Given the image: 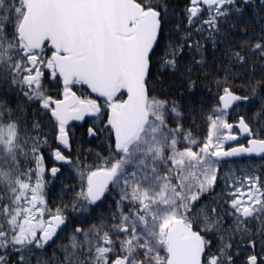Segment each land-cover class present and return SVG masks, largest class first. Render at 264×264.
I'll list each match as a JSON object with an SVG mask.
<instances>
[{
  "label": "snow or ice",
  "instance_id": "snow-or-ice-1",
  "mask_svg": "<svg viewBox=\"0 0 264 264\" xmlns=\"http://www.w3.org/2000/svg\"><path fill=\"white\" fill-rule=\"evenodd\" d=\"M249 2L184 0L172 40L169 0H0V264H264ZM175 78L193 94L210 78L214 100L176 99ZM75 122L103 151L73 154ZM234 158L262 163L222 169ZM49 178L73 181L67 202Z\"/></svg>",
  "mask_w": 264,
  "mask_h": 264
},
{
  "label": "trees",
  "instance_id": "trees-1",
  "mask_svg": "<svg viewBox=\"0 0 264 264\" xmlns=\"http://www.w3.org/2000/svg\"><path fill=\"white\" fill-rule=\"evenodd\" d=\"M184 0H169V3L172 5H175L177 7V14L175 16H172L171 24L168 27V35L171 37L172 40L177 39V33L175 29L176 24L182 23V20L180 18L179 9L183 6ZM242 7L244 8V13L242 15L241 22L243 27H247L248 30L251 31H258L260 24H261V16H264V7L261 5V0H250L247 4H242ZM195 39L201 40V43L205 44V48L207 49V55L209 60H213L214 55H219V53H215L211 48L210 42H205L202 37L196 36ZM218 63L210 66L208 69L204 71H213L216 67H218ZM204 72L197 73V76L203 78ZM197 77L194 76L193 79H196ZM248 81L251 83H254L255 81L264 79L262 78L258 73L257 74H251L247 77ZM237 85L240 86H246L243 81L237 80L235 81ZM172 91L175 95V98L181 101L187 100L189 97L192 98V100L198 101L201 97L207 98L209 100V103H211L215 98V92H209L208 88L211 87V79H202V82L199 85V88L193 92L191 90H186L183 83L180 81L179 78H175L174 82H169ZM167 87V86H166ZM197 109L199 105H196ZM261 107V101L259 97H256L253 99L251 106H246L245 111L241 112V114L246 116H255L257 113H259ZM235 118V116H233ZM185 124L190 123V120H185ZM196 123L200 126V129L203 130L204 122L203 120H198ZM75 135L77 139V143L73 145V154L76 155L77 153L83 152L85 154L88 153L89 150L92 151H103V149L98 147V143L96 141H93L91 138H89L86 135V128L83 126L81 128L75 127ZM249 163H255L259 165L262 163L259 161H249V160H242V161H234L229 163H223L221 165L222 169L227 171L228 169H232L237 172V174H241L239 172L240 168L247 167ZM49 167L52 166L51 163L48 164ZM65 175H67V172H65ZM73 183V181L70 180H64L63 182L60 180L52 181L49 178V187L51 189V199L54 203H59L61 201L67 202L68 196L63 195L61 193L62 184H69ZM250 227H259V222L254 221L250 225ZM58 244L61 242H57ZM63 243H67V241H63ZM48 255L50 256L53 252V248H48L47 250ZM59 254V253H58Z\"/></svg>",
  "mask_w": 264,
  "mask_h": 264
},
{
  "label": "water",
  "instance_id": "water-1",
  "mask_svg": "<svg viewBox=\"0 0 264 264\" xmlns=\"http://www.w3.org/2000/svg\"><path fill=\"white\" fill-rule=\"evenodd\" d=\"M75 126L78 128H81V127H83V123L82 122H75ZM257 159H259V158H257ZM237 160H243V159H241V158L228 159L224 163L231 162V161H237Z\"/></svg>",
  "mask_w": 264,
  "mask_h": 264
},
{
  "label": "flooded vegetation",
  "instance_id": "flooded-vegetation-1",
  "mask_svg": "<svg viewBox=\"0 0 264 264\" xmlns=\"http://www.w3.org/2000/svg\"><path fill=\"white\" fill-rule=\"evenodd\" d=\"M241 142H245V141L241 140Z\"/></svg>",
  "mask_w": 264,
  "mask_h": 264
}]
</instances>
